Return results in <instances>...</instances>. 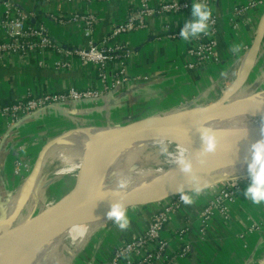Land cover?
<instances>
[{"label": "crops", "instance_id": "obj_1", "mask_svg": "<svg viewBox=\"0 0 264 264\" xmlns=\"http://www.w3.org/2000/svg\"><path fill=\"white\" fill-rule=\"evenodd\" d=\"M140 1L92 0L90 3H66L55 0L46 3L39 0H16L15 4L21 11L33 14L32 24H44L49 29L54 44L70 50L79 46L86 47L87 39L76 26L58 25L51 21L49 15H68L74 11L95 13L98 23L94 37L101 41L114 25L125 20L129 12L138 7ZM151 1L154 6H158L172 0ZM209 1L210 12L218 17L219 45L216 62L199 69H187L190 43L170 38V33L164 27L167 22L180 31L190 21L200 20L205 12L199 2L195 1L188 12L169 16L168 19L155 17L150 29L119 37L121 44H125L133 52L132 57L124 63L128 81L114 89L106 101L88 100L50 106L24 117L12 128H8L5 119L0 117V135L4 138L0 149L2 199L6 200L9 195L21 190L24 179L30 176L40 152L49 144L51 145L43 156L37 177L31 185V193H40L41 189L50 194L69 193L74 186L73 178H77L79 172H84L80 164L82 160L77 159L75 164H69L64 155L60 154L62 149L59 146L64 143L59 144L72 132L76 131L69 141L81 133L122 126L136 118L159 116L182 108L209 106L220 101L228 91H231L230 94L238 91L231 101L240 97L239 95L247 99L263 94L264 29L257 59L245 80H240L239 72L246 55L252 52L256 42L264 7L252 10L246 18L240 19L236 30L229 15L235 6L252 0ZM260 1L264 3V0ZM1 11L0 6V15ZM2 38L0 33V40ZM51 58L60 59L61 56L49 52L45 58L49 61L48 67L45 68H38L37 57L6 56L0 59V103L44 92L61 93L70 87L97 90L104 87V83L82 68L77 59L72 61L73 68L65 71L52 68ZM113 69L114 66L111 65V72ZM143 77L148 80H143ZM13 158L14 163L19 160L29 164L28 175L22 179L16 178L14 172H11ZM92 168L94 172L99 169L95 165L90 170ZM258 173L248 175L256 176ZM49 175L51 179L47 178ZM257 178L256 186H245L237 202L230 205V219L216 216L204 237L194 231L201 226L199 214L203 198L200 195L198 199L192 197L194 192L187 195L189 199L185 207L172 217L165 233L171 243L172 255L178 256L181 255L182 245L178 243L175 231L186 221L195 225L188 234L192 252L179 258V264H264V175H257ZM153 206L136 208L137 210H131L120 217L115 226L108 227L109 230L107 228L87 241L69 264H109L118 242L129 241L145 230Z\"/></svg>", "mask_w": 264, "mask_h": 264}, {"label": "built area", "instance_id": "obj_2", "mask_svg": "<svg viewBox=\"0 0 264 264\" xmlns=\"http://www.w3.org/2000/svg\"><path fill=\"white\" fill-rule=\"evenodd\" d=\"M16 0H0L2 13L0 15V59L6 56L22 58L37 57L38 68L48 67L45 58L49 52L61 56L60 59L51 58V67L56 70L69 71L73 68L72 61L77 59L80 66L87 69L91 75L102 83L100 90L70 87L65 92H44L41 94L17 99L12 102L0 103V117H3L8 128L19 124L24 117L31 116L48 107L80 101H106L111 92L128 81L124 63L132 57V50L121 44L119 37L136 31L148 30L154 23L155 17L168 19L191 10L193 4L199 2L205 14L200 20H192L183 29L177 31L165 22V29L172 39H181L190 43L188 50L189 70L199 69L201 66L217 61V32L218 17L210 12L209 0H172L154 6L151 0H141L137 8L131 10L127 18L112 27L110 32L101 41L94 37L98 17L95 13L71 12L68 15L51 14L52 22L61 26H76L87 39L86 47H76L70 50L62 49L53 43L49 29L44 24L35 25L31 21L33 14L21 11L15 4ZM53 2L55 0H39ZM66 3L82 1L90 3L92 0H59ZM264 7L260 0L248 1L241 6H235L229 15L234 29H238L239 20L246 18L252 10ZM49 62V61H48ZM113 65V72L110 66ZM143 80H148L143 77ZM4 138L0 135V149ZM29 172V164L19 160L15 163L14 176H21V170ZM240 178V179H239ZM234 179L230 177L220 179L211 192L201 194L202 209L199 214L201 226L197 229L189 221L175 231V237L181 244V255H172L171 243L165 233L170 227L171 219L185 207L188 201L186 193L172 197L163 203L153 206L145 230L126 242H118L110 256L109 264H179V258L186 257L192 252L188 240L191 229L204 237L211 222L216 216L225 220L230 219V205L236 203L245 186H256L258 178L242 173ZM216 187V189H215ZM199 193V192H198ZM192 198V197H191ZM1 215V214H0ZM251 232V231H250ZM244 235H242V238ZM76 256L72 259V261Z\"/></svg>", "mask_w": 264, "mask_h": 264}, {"label": "bare ground", "instance_id": "obj_3", "mask_svg": "<svg viewBox=\"0 0 264 264\" xmlns=\"http://www.w3.org/2000/svg\"><path fill=\"white\" fill-rule=\"evenodd\" d=\"M252 57L253 53L250 51L246 55L239 72L241 81L244 79L251 65ZM248 100L250 99H240L230 102L226 107H216L217 109H221V112L218 114H213L191 123L176 125L173 128L174 132L183 138V140L194 141L192 147L181 144L182 142H177L164 132L158 131L156 125L153 124L146 127V129H140L130 139L119 144L108 145L100 150L99 156L93 159L91 166L101 167L106 164L107 171L92 183L91 189L87 194L88 198L77 200L71 206V217L59 220L52 225L53 231L48 235V240L54 241L35 247L33 251L37 250L38 252L30 262H25V260L23 262L24 258H22V262H18L17 264H55L58 258H62V261L56 264H69L78 248L92 234V231L112 218L115 215V211H124L129 205L127 200L133 196H144L148 200L154 195L162 194L163 196L160 197L168 198L180 191L177 189V192L168 194L176 190L169 191L168 189H170L171 185L190 182L194 177L202 179L201 182L197 183L201 187L213 175H217L218 173H221V175L225 173L226 176H230L236 173L264 169V158L235 161L228 159L226 156L216 154L219 149L229 147L231 144H235L237 148H245L264 143V96L262 95L246 107L235 109ZM168 122L172 125L178 123L171 120H168ZM221 123V126L216 127ZM149 131L158 132L146 138L145 133ZM75 133L76 131L70 133L61 143L59 142V145L69 141ZM99 134H101V130L81 134L61 148L60 154L64 155L63 157L69 164L72 162L75 164L77 159L81 160L82 154L77 157L75 156L84 149L83 147L86 146L88 141L98 137ZM202 145H210V147L209 149H204ZM160 146L174 148V154H170L157 167L145 166L142 159L136 160L138 157H134L138 152L150 151ZM60 154L58 155L61 156ZM148 156L146 157L149 158ZM73 157L75 159L71 161ZM261 160L263 162L258 163ZM250 163L251 165H248ZM76 166L78 167V165ZM91 166L87 167L82 174L79 172L78 178L80 182L87 178L89 172L93 171V168L90 170ZM179 170H187V172L179 176L173 184L165 187L164 181L168 175L173 171ZM102 179H104V188L99 197L95 190ZM31 185V183L27 182L26 187L21 188L18 193L13 195V200L11 199L13 201H11L12 204H9L4 209L3 217L0 220V234H5L10 230L16 216L24 209V205L32 192ZM181 188L185 189V187ZM109 190L111 194H109ZM146 201H143L142 204H145ZM66 238H70L74 246L72 250L69 248V252L71 250V253H73L69 257L66 254L67 248H58V241ZM13 255L7 257L0 264L9 263L10 260L16 257Z\"/></svg>", "mask_w": 264, "mask_h": 264}, {"label": "water", "instance_id": "obj_4", "mask_svg": "<svg viewBox=\"0 0 264 264\" xmlns=\"http://www.w3.org/2000/svg\"><path fill=\"white\" fill-rule=\"evenodd\" d=\"M263 29H264V14L259 25V31L257 34L256 42L252 49L253 57H252L251 65L243 80H245V78L248 76L250 70L252 69L257 59V55L261 47ZM237 92L238 91L236 90L233 93H231L229 96L226 95L217 103L211 104L209 106L182 108L159 116L136 118L130 120L125 125L107 128L103 130L98 137L94 138L92 141H89L84 151L82 152V159H81L82 161L80 163L81 167H83L85 170L87 167L91 166V162L93 161V159L97 158V156H99L100 150H102L106 146L111 144L112 145L119 144L127 139H130L135 134H137L140 129L149 127L153 124L156 125L158 131L164 132L165 134H167L169 137L173 138L177 142H182L181 144L192 147L194 141L183 140V138L179 137V135H177V133L174 132L173 128H175L176 125H180L181 123L182 124L191 123L213 115L217 109L216 107H221V106L226 107L228 103L232 102L231 98ZM249 98L251 99L254 97H249ZM167 115H174V116L167 118ZM168 120L176 121L178 123L172 125L169 124ZM158 131L146 132L145 137L148 138ZM50 145L51 144L46 145L40 152L36 160V163L33 167V170L31 171L30 176L26 178L23 187H26L27 182L33 184L41 167L43 156ZM209 147L210 145H202V148L204 149H209ZM216 154L219 156H226L228 159L235 161H246L257 158H264V143L259 145H254L251 147H245V148L244 147L237 148L235 147V144H231L229 147H224L222 149H219L218 153ZM105 165L99 167V169L94 173L89 172L87 174V178H85L82 182H80L79 178L77 177L76 180L74 181V186L72 190L56 204L46 207L37 214L30 215L26 220L17 223L20 214L22 213L20 212L19 215L16 216L14 224L10 228V230L7 231V233L5 234H0V263L13 254H15L13 256L16 257L10 260L9 263L7 264H17L18 262L21 263L22 258L26 254H28L31 250H33L35 247L54 241V240H48V235L53 231L52 225L59 220H63L65 218L71 217L72 215L71 206L74 205L77 202V200L80 199L84 200L88 198L87 194L91 189L90 187L92 183L96 181L98 177H100L105 171H107V167ZM185 172H187V170H179V171L171 172L164 181L165 187H168L169 185L173 184L176 181V179ZM82 173L83 172H81V174ZM216 178H220V177L218 175H215L214 177H211V180L212 179L214 180ZM201 181L202 179L200 177H194L190 181V184L194 185ZM103 183H104V179H102L101 182L96 186L95 192L99 197L101 196L102 190L104 188ZM192 185H190L188 188L180 190L176 195L196 190L197 188L192 187ZM109 194H111L110 190H109ZM12 195H9V198H7L6 200L2 199V197L0 196V214H1L0 219L3 217V209L8 204V202H10V197ZM172 197L162 198L161 201L162 200L166 201ZM146 200L147 199H145L144 196H133L132 198H129L127 201L129 202L130 205L138 204V206L134 208L136 209V208L149 207V205L147 204H142V202ZM130 211L131 209L120 211L117 214H115L112 218L108 219L107 221L96 227L92 231V234L88 237L87 241H89L92 237H96L99 234L103 233L110 224L114 223L116 220H118L120 217H122L123 215H125ZM64 244H65L64 247H69V246H70L69 248L73 247V243L71 242L70 238H66L64 240L58 241L59 246Z\"/></svg>", "mask_w": 264, "mask_h": 264}, {"label": "rangeland", "instance_id": "obj_5", "mask_svg": "<svg viewBox=\"0 0 264 264\" xmlns=\"http://www.w3.org/2000/svg\"><path fill=\"white\" fill-rule=\"evenodd\" d=\"M249 53V52H248ZM229 92V91H228ZM262 95H264V93L263 94H261V95H258V96H255L254 98H249L250 100H248L247 102H245V103H243V104H241L240 106H238V107H236L235 109H238V108H241V107H246L247 105H249V104H251V103H253V101H255V100H257V99H259ZM227 96H229V94L227 95ZM240 97H237L236 99H234L232 102H235V101H237V100H240V99H243V98H241V95H239ZM221 112V109H217L215 112H214V114H218V113H220ZM164 114H167V113H164ZM163 115V114H162ZM173 115H167V117H172ZM222 125V123L221 124H219V125H217L216 127H219V126H221ZM143 129H146V128H143ZM217 129V128H216ZM94 131H96V130H94ZM102 132V131H101ZM81 134H83V133H81ZM81 134H79V135H77V137L78 136H80ZM77 137H73L70 141H68V142H66V143H64L63 145H61V146H59V148L61 149V148H63L64 146H66L67 145V143H69V142H72L74 139H76ZM90 141H92V140H90ZM89 142V141H88ZM87 142V143H88ZM87 145V144H86ZM86 147V146H85ZM85 147H83L84 149H85ZM84 149L83 150H81L75 157H77V156H79L80 154H82V152L84 151ZM170 154H174V148H172V147H170V146H160V147H155L154 149H152V150H150V151H141V152H138L134 157L136 158V157H138L136 160H139V158L140 159H142V161H143V163L145 164V166H148V167H157L158 165H160L161 163L160 162H163L165 159H167V157L170 155ZM147 155H149L148 157L149 158H147L146 156ZM164 156H165V158H164ZM75 157H73L72 159H71V161H73L74 159H75ZM14 158L12 159V162H11V172H14V168H15V166H14ZM263 162V160H261V161H259L258 163H262ZM248 165H251V163L250 164H248ZM21 172H22V174L23 175H21L20 177H18L19 179H22V177L23 176H27L28 175V172H26L25 171V169L23 168L22 170H21ZM256 172H259L257 175L258 176H262V175H264V169H260V170H255V171H247V172H241V173H236V174H232V175H230V176H226L225 175V173H224V175H221V173H218L217 175L220 177V178H216V179H209V180H207L206 181V183H205V185H203V186H201L200 187V184L198 185V184H194V185H192V184H190V182H181V183H179V184H173V185H171V187H170V189H168L169 191H171V190H175V191H173V192H169L168 194H171V193H174V192H177L178 190H181V189H184V188H181V187H185V188H188L190 185H192V187H198L196 190H194V191H189V192H186V195H191V193L193 194V192H194V196H192V197H194V198H199V195H201V194H206V193H208V192H211L213 189H214V186L216 185V183H218V181H219V179H224V178H228V177H230L231 179H234V180H236L235 178L237 177V176H240V175H242V173H248V174H252V173H256ZM257 175H256V177H257ZM215 175H213L212 177H214ZM253 176H255V175H253ZM48 179H51V175H49V177H47ZM47 179V180H48ZM240 179V178H239ZM25 180L26 179H24V182H25ZM73 180L75 181L76 180V178H73ZM202 185V184H201ZM179 188H181V189H179ZM178 189V190H177ZM215 189H216V187H215ZM40 193H36L35 191H33V193H31V195H30V197H29V199L27 200V202L25 203V207H24V210L22 211V213L20 214V217H19V219H18V221H17V223H19V222H21V221H24V220H26L30 215H33V214H37L38 212H40V211H42L43 209H45L46 207H49V206H51V205H54V204H56L57 202H59L63 197H65L68 193H64V194H50V193H46L43 189H41L40 191H39ZM199 192V193H198ZM14 195V194H13ZM11 196L10 197V202H8V204L6 205L7 207L9 206V204L11 205L12 204V197H14V196ZM167 195V194H166ZM160 196H163L162 194L161 195H154L153 197H151V198H149L147 201H146V203L145 204H147V205H149V206H153V205H158V203L160 204V202H162V201H164V200H162L161 201V199L163 198V197H160ZM172 196H174V194L173 195H171V196H169V197H172ZM177 196V195H176ZM159 197H160V199H159ZM168 197V198H169ZM175 197V196H174ZM12 199V200H11ZM167 199V198H166ZM165 199V200H166ZM12 201V202H11ZM163 203V202H162ZM6 206L4 207V209L6 208ZM138 206V204L137 205H128V207H126L124 210H128V209H131V210H133L135 207H137ZM4 209H3V211H4ZM134 210H137V209H134ZM121 210H118V211H115V213L114 214H117L118 212H120ZM1 220V219H0ZM119 220L120 219H118V220H116L114 223H112V224H110L108 227L109 228H112L113 226H115V224H117L118 222H119ZM16 223V224H17ZM92 228H94V227H92ZM109 228H108V230H109ZM91 229V228H90ZM87 239L88 238H86V240L83 242V244L78 248V250L76 251V253H75V255H74V257L83 249V247L86 245V241H87ZM77 243V242H76ZM75 243V244H76ZM65 246V244L64 245H61V246H59L58 248L60 249V248H67L66 249V254H67V257H69V256H72L71 254H73V253H71V250H72V248L74 247H71L70 249V252H69V247H64ZM38 251L36 250V251H33V250H31L28 254H26L23 258V262H24V260H25V262H30V260H33L34 258H35V255H37L36 253H37ZM43 252H44V250H43ZM73 252V251H72ZM68 259V258H67ZM62 261V258H58L56 261H55V264L56 263H60ZM78 261V260H77Z\"/></svg>", "mask_w": 264, "mask_h": 264}]
</instances>
